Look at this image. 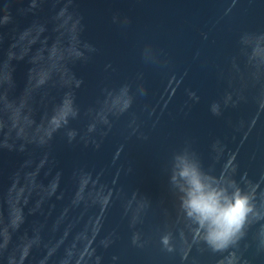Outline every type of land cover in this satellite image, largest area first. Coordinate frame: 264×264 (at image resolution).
Returning a JSON list of instances; mask_svg holds the SVG:
<instances>
[{"label": "water", "instance_id": "obj_1", "mask_svg": "<svg viewBox=\"0 0 264 264\" xmlns=\"http://www.w3.org/2000/svg\"><path fill=\"white\" fill-rule=\"evenodd\" d=\"M261 35L264 0H0V264H264ZM178 156L248 193L228 249L181 208Z\"/></svg>", "mask_w": 264, "mask_h": 264}, {"label": "clouds", "instance_id": "obj_2", "mask_svg": "<svg viewBox=\"0 0 264 264\" xmlns=\"http://www.w3.org/2000/svg\"><path fill=\"white\" fill-rule=\"evenodd\" d=\"M264 40V35L259 37ZM82 83V81H79ZM195 97V93L192 94ZM198 100L199 98L196 97ZM122 101V103H120ZM133 103V97L127 86L120 89L118 93H110L105 100L103 108L108 109L107 115L123 114ZM214 115H220V103L214 102L211 105ZM79 109L76 106L74 95H65L51 117V123L56 130L64 129L72 118L77 117ZM69 142L75 140L77 132L73 129L67 132ZM196 155V153H194ZM177 176L185 181V186L181 187L182 193L181 208L186 217L193 222L195 227L203 233L204 242L213 251H223L228 249L237 239L244 227V224L253 211L250 197L240 186H234V191L228 192L227 188L216 190L206 180L210 177L199 159L189 161L187 156H178ZM138 236L133 237V243H138ZM162 243L169 251V237H162Z\"/></svg>", "mask_w": 264, "mask_h": 264}]
</instances>
